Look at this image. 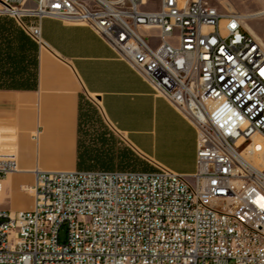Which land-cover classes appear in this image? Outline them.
Masks as SVG:
<instances>
[{
  "label": "built area",
  "instance_id": "2783aa9c",
  "mask_svg": "<svg viewBox=\"0 0 264 264\" xmlns=\"http://www.w3.org/2000/svg\"><path fill=\"white\" fill-rule=\"evenodd\" d=\"M0 16L38 50H49L43 18L90 28L197 134L188 176L154 162L34 169L21 186L31 207L0 209V264H264V46L237 14L204 0H0ZM190 26L196 53L182 40ZM17 170L0 155V189Z\"/></svg>",
  "mask_w": 264,
  "mask_h": 264
},
{
  "label": "crops",
  "instance_id": "0c3cea01",
  "mask_svg": "<svg viewBox=\"0 0 264 264\" xmlns=\"http://www.w3.org/2000/svg\"><path fill=\"white\" fill-rule=\"evenodd\" d=\"M41 36L49 50L36 46V78L33 40L15 22L0 38V120L3 129L9 121L14 128L10 152L0 155L13 157L18 168L2 181L0 199L10 202H0V209L31 207L21 186L33 183L36 168L86 169L79 152L83 96L96 98L107 124L140 159L185 176L195 171L194 126L101 37L86 26L54 18L41 20Z\"/></svg>",
  "mask_w": 264,
  "mask_h": 264
},
{
  "label": "rangeland",
  "instance_id": "374dc122",
  "mask_svg": "<svg viewBox=\"0 0 264 264\" xmlns=\"http://www.w3.org/2000/svg\"><path fill=\"white\" fill-rule=\"evenodd\" d=\"M207 4L214 6L222 14L232 11L235 14H252L264 7L260 0H204ZM4 26H10L14 20L7 16H0ZM243 28L248 24L261 38L264 46V14L241 19ZM175 45V43H172ZM3 129L0 120V153L10 152V144L13 133L12 121H9ZM3 137L6 147L3 148ZM3 149L5 151H3ZM79 152L83 160V168L86 169H143L150 170V165L140 159L125 138L112 126L107 124L103 113L94 96L82 97L79 117ZM6 193L10 194V186ZM24 199L28 197L18 191ZM2 203H9L5 199ZM11 210L10 205L6 208ZM59 240H64V232H59Z\"/></svg>",
  "mask_w": 264,
  "mask_h": 264
},
{
  "label": "bare ground",
  "instance_id": "6f19581e",
  "mask_svg": "<svg viewBox=\"0 0 264 264\" xmlns=\"http://www.w3.org/2000/svg\"><path fill=\"white\" fill-rule=\"evenodd\" d=\"M263 14H264V7L252 14H245V13L237 14V17L241 21V19H247L252 16H258ZM139 18H146V11H139ZM244 29L248 31L258 43L260 44L263 43L261 41V38L255 33V31L248 24H245ZM199 39H200V30L198 26L186 27L184 32H182V40L184 41L185 48H187V52L189 53H196V48L199 45ZM166 50H175V45H173L172 43H166ZM227 122H228V115L216 114V123H227ZM256 162L264 164V156L262 155L259 156Z\"/></svg>",
  "mask_w": 264,
  "mask_h": 264
},
{
  "label": "trees",
  "instance_id": "16d2710c",
  "mask_svg": "<svg viewBox=\"0 0 264 264\" xmlns=\"http://www.w3.org/2000/svg\"><path fill=\"white\" fill-rule=\"evenodd\" d=\"M5 33V26L2 22V18L0 17V38L3 36V34ZM35 44V43H34ZM36 52H37V49H36V44L34 45V55H33V60H34V77L36 78ZM3 58V57H2ZM1 56H0V60L2 59ZM5 58H8V56H5ZM21 60V57L18 58V61L20 62ZM28 63H29V59H28ZM34 78V79H35ZM1 87V86H0ZM82 161V160H81Z\"/></svg>",
  "mask_w": 264,
  "mask_h": 264
}]
</instances>
